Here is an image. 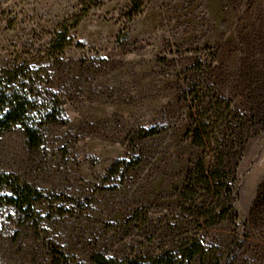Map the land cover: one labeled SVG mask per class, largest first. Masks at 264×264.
Returning <instances> with one entry per match:
<instances>
[{
    "label": "rangeland",
    "instance_id": "1",
    "mask_svg": "<svg viewBox=\"0 0 264 264\" xmlns=\"http://www.w3.org/2000/svg\"><path fill=\"white\" fill-rule=\"evenodd\" d=\"M22 64L66 123L34 151L18 128L0 136V170L45 197L34 217L1 215L0 264H53L54 250L121 264L192 233L179 193L202 154L197 93L245 142L238 219L199 236L224 264H264V0H0V69Z\"/></svg>",
    "mask_w": 264,
    "mask_h": 264
},
{
    "label": "trees",
    "instance_id": "2",
    "mask_svg": "<svg viewBox=\"0 0 264 264\" xmlns=\"http://www.w3.org/2000/svg\"><path fill=\"white\" fill-rule=\"evenodd\" d=\"M69 28L57 34L54 46L62 52L70 45ZM37 73L28 64L0 69V136L20 129L31 150H38L45 142V129L50 125H64V110L55 95L41 91ZM193 105L197 111L189 130L193 145L202 151L201 157L188 170L180 190L181 212L188 214L190 234L185 238L174 237L157 253L143 254L126 264H224L217 252L210 250L202 241L199 232L216 227L226 221H236L235 209L236 167L242 158L244 143L233 146V141L220 132L227 110L217 101L214 112L210 103L203 102L197 93ZM225 117V118H224ZM150 131L147 136H154ZM236 157V163L233 159ZM119 165L114 166L115 172ZM60 199V197H55ZM43 192L22 181L13 173L0 170V217L8 208L34 217L37 206L44 202ZM95 264H118L102 254L92 257ZM121 263V264H125ZM53 264H68L67 258L54 250Z\"/></svg>",
    "mask_w": 264,
    "mask_h": 264
}]
</instances>
